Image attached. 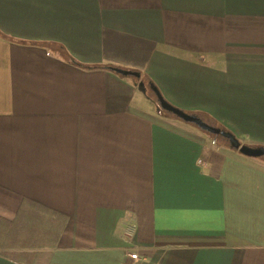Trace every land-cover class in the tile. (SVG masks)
I'll return each instance as SVG.
<instances>
[{
  "label": "crops",
  "instance_id": "obj_1",
  "mask_svg": "<svg viewBox=\"0 0 264 264\" xmlns=\"http://www.w3.org/2000/svg\"><path fill=\"white\" fill-rule=\"evenodd\" d=\"M149 81L264 147V0H0V218L66 220L33 264H264V159Z\"/></svg>",
  "mask_w": 264,
  "mask_h": 264
},
{
  "label": "trees",
  "instance_id": "obj_2",
  "mask_svg": "<svg viewBox=\"0 0 264 264\" xmlns=\"http://www.w3.org/2000/svg\"><path fill=\"white\" fill-rule=\"evenodd\" d=\"M76 64L85 69L112 70L115 68L112 65L86 66L78 62ZM149 82L151 88L158 89L154 83ZM213 137L218 138V136ZM65 222V217L55 213L52 215L44 207L32 203L22 206L15 220L0 218V249L3 250L2 254L4 253L11 260L33 264L34 252L22 250L55 247L64 230Z\"/></svg>",
  "mask_w": 264,
  "mask_h": 264
},
{
  "label": "water",
  "instance_id": "obj_3",
  "mask_svg": "<svg viewBox=\"0 0 264 264\" xmlns=\"http://www.w3.org/2000/svg\"><path fill=\"white\" fill-rule=\"evenodd\" d=\"M112 70L122 76L134 77L137 79L141 78V74L136 71H130L121 68H112ZM144 86H145L144 82H140V87L142 88ZM152 89L159 102L160 107L164 111L174 115V117L180 119L184 123L198 127L199 129H201L206 133L226 139L229 142L231 148L238 150L242 155L246 157H251V158L264 157V147L254 148L247 145H243L232 133L213 127L207 124L206 122H204L199 117L195 115H191L181 109L174 107L168 101H166V99L162 96V94L158 89L156 88H152Z\"/></svg>",
  "mask_w": 264,
  "mask_h": 264
},
{
  "label": "rangeland",
  "instance_id": "obj_4",
  "mask_svg": "<svg viewBox=\"0 0 264 264\" xmlns=\"http://www.w3.org/2000/svg\"><path fill=\"white\" fill-rule=\"evenodd\" d=\"M129 78H133V77H129ZM135 79V78H133ZM140 97H142L144 99V103L146 104V106L150 109H153L155 111H161L163 112L165 115L167 116H170V117H174L172 114L164 111L160 105H159V102H157V98L155 97V94H154V91L153 89L148 85L146 84L144 87H142L140 89V93H139ZM178 119V118H176ZM200 131V130H199ZM203 133V132H202ZM206 133V132H205ZM218 139L224 143H227V140H225L224 138L222 137H218ZM36 250V248H32L30 249L29 251H34Z\"/></svg>",
  "mask_w": 264,
  "mask_h": 264
},
{
  "label": "built area",
  "instance_id": "obj_5",
  "mask_svg": "<svg viewBox=\"0 0 264 264\" xmlns=\"http://www.w3.org/2000/svg\"><path fill=\"white\" fill-rule=\"evenodd\" d=\"M135 230V226L132 224H127L124 228V235L126 238L132 237ZM130 257L134 260L142 259L143 257L139 254H130Z\"/></svg>",
  "mask_w": 264,
  "mask_h": 264
}]
</instances>
